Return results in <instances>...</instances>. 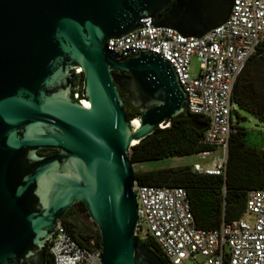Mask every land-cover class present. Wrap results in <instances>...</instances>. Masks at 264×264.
<instances>
[{
    "label": "water",
    "instance_id": "water-1",
    "mask_svg": "<svg viewBox=\"0 0 264 264\" xmlns=\"http://www.w3.org/2000/svg\"><path fill=\"white\" fill-rule=\"evenodd\" d=\"M231 6L232 0H0V264H43L56 222L75 201L99 232L100 264H163L135 235L129 152L160 123L188 118L187 97L160 56L117 59L106 42L146 21L201 38L227 20ZM75 67L88 108L71 98ZM124 100L136 117L126 115ZM190 126L205 128L194 120ZM40 149L57 153L39 157Z\"/></svg>",
    "mask_w": 264,
    "mask_h": 264
},
{
    "label": "built area",
    "instance_id": "built-area-1",
    "mask_svg": "<svg viewBox=\"0 0 264 264\" xmlns=\"http://www.w3.org/2000/svg\"><path fill=\"white\" fill-rule=\"evenodd\" d=\"M106 50L119 59L150 52L173 68L187 97V111L206 121L203 141L212 147L194 155L197 174L223 176L229 140L235 134L231 94L245 62L258 50L264 54V0H232L227 20L201 38L185 37L167 27L146 21L140 29L106 42ZM199 65L190 73V60ZM71 98L88 108L82 94L81 69H72ZM168 126L167 122L158 129ZM136 198L135 235L151 239L168 264H264V191L247 193L243 215L218 229L195 226L185 189L180 187H132ZM52 264H100L101 245L90 240L78 245L57 221L47 248ZM196 258V259H194Z\"/></svg>",
    "mask_w": 264,
    "mask_h": 264
},
{
    "label": "trees",
    "instance_id": "trees-1",
    "mask_svg": "<svg viewBox=\"0 0 264 264\" xmlns=\"http://www.w3.org/2000/svg\"><path fill=\"white\" fill-rule=\"evenodd\" d=\"M231 102L236 132L229 140L223 176L197 174L189 165L163 166L172 159L212 149L203 141L206 121L195 115L174 118L166 128H156L150 136L130 148L134 181L138 185L185 189L194 224L199 229L215 230L222 221L230 223L239 219L244 213L247 193L264 191V145L258 147L246 143L247 130L239 124L244 118L235 111V108L239 109L264 127V54L261 50L247 59L238 74ZM122 105L128 117L138 115L136 110L128 113L125 100ZM191 120L205 125V128L197 131L190 126ZM90 240L100 245L99 234L88 236L85 245ZM141 243L154 251L163 264H168L153 240L142 239ZM43 264H52L47 250Z\"/></svg>",
    "mask_w": 264,
    "mask_h": 264
},
{
    "label": "flooded vegetation",
    "instance_id": "flooded-vegetation-1",
    "mask_svg": "<svg viewBox=\"0 0 264 264\" xmlns=\"http://www.w3.org/2000/svg\"><path fill=\"white\" fill-rule=\"evenodd\" d=\"M128 113H132L134 109L131 104L126 101ZM57 153L55 149H40L36 151V155L39 157H50ZM68 232L72 234L74 239L81 245L86 244V239L90 234L98 236L99 232L96 225L91 221L87 214L86 208L83 203L75 201L67 208L58 220Z\"/></svg>",
    "mask_w": 264,
    "mask_h": 264
},
{
    "label": "rangeland",
    "instance_id": "rangeland-1",
    "mask_svg": "<svg viewBox=\"0 0 264 264\" xmlns=\"http://www.w3.org/2000/svg\"><path fill=\"white\" fill-rule=\"evenodd\" d=\"M198 61L195 58H191L190 60V73L194 74L196 69L198 68ZM236 113L244 118V120L240 121V126L247 130V135L245 136L246 143L250 146H258L261 147L264 145V127L259 124L256 120H254L249 115L245 114L244 112L240 111L239 109L235 108ZM230 118L233 122L236 121V117L234 112H231ZM195 162H200L196 159L195 156L184 157L180 159H172L167 162L163 166H182V165H189L191 166ZM134 165H132L133 167ZM53 170V168H52ZM90 236L95 237V234H90ZM196 259V258H194ZM182 264H194L193 260L190 258H186Z\"/></svg>",
    "mask_w": 264,
    "mask_h": 264
},
{
    "label": "bare ground",
    "instance_id": "bare-ground-1",
    "mask_svg": "<svg viewBox=\"0 0 264 264\" xmlns=\"http://www.w3.org/2000/svg\"><path fill=\"white\" fill-rule=\"evenodd\" d=\"M132 125L135 127L137 125V122H133Z\"/></svg>",
    "mask_w": 264,
    "mask_h": 264
}]
</instances>
